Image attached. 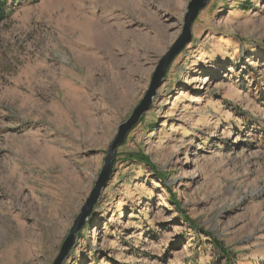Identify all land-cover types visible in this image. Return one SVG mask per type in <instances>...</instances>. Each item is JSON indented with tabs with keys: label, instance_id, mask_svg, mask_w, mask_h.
<instances>
[{
	"label": "rangeland",
	"instance_id": "rangeland-1",
	"mask_svg": "<svg viewBox=\"0 0 264 264\" xmlns=\"http://www.w3.org/2000/svg\"><path fill=\"white\" fill-rule=\"evenodd\" d=\"M7 2L0 21V264H53L119 127L182 34L191 0ZM121 27L140 32L141 44L138 59L131 48L113 50L122 78L110 90L109 68L90 73L82 58L93 53L85 37ZM192 34L152 107L117 148L114 174L63 264H225L212 238L232 264H264V0H210ZM94 55L108 64L103 49ZM77 94L93 107L85 122L64 115ZM48 142L77 176L73 197L64 190L61 203L52 191L57 171L30 151L35 145L50 154ZM131 153L151 165L130 160ZM30 207L59 214V223ZM17 220L33 234L22 247L15 246Z\"/></svg>",
	"mask_w": 264,
	"mask_h": 264
},
{
	"label": "bare ground",
	"instance_id": "bare-ground-1",
	"mask_svg": "<svg viewBox=\"0 0 264 264\" xmlns=\"http://www.w3.org/2000/svg\"><path fill=\"white\" fill-rule=\"evenodd\" d=\"M125 2H126V0H125ZM128 3H126V4H128ZM137 3L138 2L134 1L135 8L138 7ZM94 32H93V34H94L93 39L92 38L90 39L89 36L85 37L87 39V42L89 41L90 46L93 47V51H92L93 53L83 54L82 58L85 59L86 64H88L90 66V69H89V67H87L89 69L90 73L92 72V70L95 67H99L101 70H102V68L104 70L106 68H109V70L112 74V79H111L112 83L109 81L110 80V77H109V80L106 81L107 82L106 84L108 85L109 89L112 90V86H114L116 84L119 85L120 80L122 78V73H121V68H120L122 61L117 60L116 55L114 54L113 50L115 48H119L122 50L127 49V48L128 49L131 48V49L136 51L135 52L136 54L134 55V57H136V59H138V55H139L138 51L140 48L142 36H141L140 32H138V31H135V30L131 31V32L126 31V30H124L123 27L119 28L115 34L112 33L111 30H108V31L105 30L104 31L102 29L95 30ZM91 43L94 44V46H92ZM98 48L103 49L106 52V54L109 56L107 59L108 64L105 65V63L99 62L100 60H98L96 58L97 56L94 55V49H98ZM97 63H99V64L97 65ZM106 80H107V78H106ZM111 84H112V86H111ZM125 89H127V88H125ZM76 97L77 98H76V100H74L73 104H70L68 113H66V111H67L66 110L64 115L68 116L69 113L70 114L75 113L77 120L80 119V122L81 121L85 122L86 117H87L85 114H88L90 111H92L93 107L88 103V99H87L88 97L87 96H82V98H81L79 96V94H77ZM121 101L123 102V99ZM68 102H69V100H68ZM51 145L53 146V144L48 142V145H47V147H45L44 150L46 152H48L49 151L48 148ZM32 147L33 148H30V151H32L33 153L40 152L41 157L43 156V159L51 164L50 169L57 171V177L55 178L56 181L53 183L54 190H52L54 192V195H56V197H57V202L58 203L62 202L64 190L71 192L70 197H73L75 187L78 183L77 176H76L75 172L69 166H67L65 163H63L62 158H61L62 156L57 154L56 152L51 153L50 151H49L50 154H43V149H41V151H40L39 147H37L35 145ZM16 178L17 177H12V180L15 181ZM53 202L55 203V199L53 200ZM27 209L29 210V212L31 214H35L39 218H41V220L45 221V220L52 219V221H55V223H54L55 225L59 223V218H60L59 214H56V213L50 214L49 212H44L43 210H41V207H40V211L34 210L31 207L27 208ZM28 210H26V211H28ZM16 226L18 227V231L16 234V239L14 238L15 239V246L16 247H18V246L22 247L24 245L25 241H27V239H30L33 237V234L30 233L28 228L25 227L21 221L20 222L18 221ZM11 252H13V251L11 250ZM25 253H26V251L24 250V254ZM28 262H29V259H28ZM12 263H14V262H12Z\"/></svg>",
	"mask_w": 264,
	"mask_h": 264
},
{
	"label": "water",
	"instance_id": "water-1",
	"mask_svg": "<svg viewBox=\"0 0 264 264\" xmlns=\"http://www.w3.org/2000/svg\"><path fill=\"white\" fill-rule=\"evenodd\" d=\"M210 0H191L188 11L184 19L182 34L160 60L150 83V86L136 107L127 122L119 127L117 136L111 142L105 164L98 176L96 184L82 207L80 214L75 219L73 226L64 241L61 251L53 264H63L70 252L76 246L80 232L85 228L90 218L93 216L96 206L99 204L101 196L108 183L110 182L115 168L116 150L124 142L128 132L138 124L141 117L150 110L153 105L157 92L164 82V78L177 56L191 43L193 39L192 28L195 19L207 7Z\"/></svg>",
	"mask_w": 264,
	"mask_h": 264
},
{
	"label": "trees",
	"instance_id": "trees-1",
	"mask_svg": "<svg viewBox=\"0 0 264 264\" xmlns=\"http://www.w3.org/2000/svg\"><path fill=\"white\" fill-rule=\"evenodd\" d=\"M7 8H8V2L7 0H0V21L3 20V18L6 15L7 12ZM127 158H129L130 160H134V161H138L140 163H144L147 165H151L150 159L148 156H145L142 153H131V154H127ZM188 219V218H187ZM211 244L217 248L220 249L222 255L225 257V264H232L231 260H230V253L229 251L220 243V241H218L215 238H212L211 240Z\"/></svg>",
	"mask_w": 264,
	"mask_h": 264
}]
</instances>
